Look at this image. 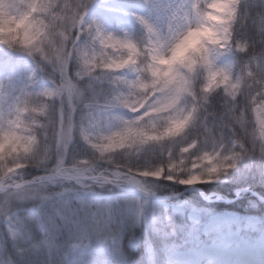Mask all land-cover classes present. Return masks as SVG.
<instances>
[{
  "label": "clouds",
  "instance_id": "clouds-1",
  "mask_svg": "<svg viewBox=\"0 0 264 264\" xmlns=\"http://www.w3.org/2000/svg\"><path fill=\"white\" fill-rule=\"evenodd\" d=\"M101 2L0 0V48L35 64L19 84L0 78V225L26 264L57 251L67 261L117 230L108 202L83 215L57 208L63 224L26 223L17 218L24 205L43 208L77 187L211 183L264 160V7L134 0L147 11L130 13L136 28L116 30L90 16ZM249 23L255 37L239 35ZM9 261L17 264L7 255L0 264Z\"/></svg>",
  "mask_w": 264,
  "mask_h": 264
},
{
  "label": "trees",
  "instance_id": "trees-1",
  "mask_svg": "<svg viewBox=\"0 0 264 264\" xmlns=\"http://www.w3.org/2000/svg\"><path fill=\"white\" fill-rule=\"evenodd\" d=\"M252 11H258L264 5L259 2L252 4ZM135 26L134 28H136ZM241 36L255 37V29L249 23L239 32ZM8 50L0 48V78L11 77L12 81L19 84L30 72L28 65V57L22 55L19 57L16 53L9 55ZM40 83L48 82L47 74L39 73ZM220 99L214 100L213 107L220 109ZM77 145L74 150H78ZM38 172L29 170V175L34 176ZM227 180L221 183H210L200 185L206 193H218L224 198L234 199V191L236 189L247 188L254 190L264 197V160L254 157L246 160L241 164L240 168L226 176ZM184 186L170 181L154 182L149 189L151 192L160 196H170L182 192ZM53 192H60V186H53ZM85 192L99 195H114L120 192L111 186H96L91 189H82L77 187L70 193L54 196L43 208H37L34 204L29 203L20 208L17 218L24 220L26 223H32L37 219H47L51 216L58 224H63L61 216L57 214L56 209L60 208L65 214L70 210H75V214L83 215L81 205L73 206V198L76 194ZM121 204L115 208L114 226L116 228L115 239V264H151L148 257L152 258V264H164L167 254L173 248L189 249L194 248L196 243L193 237L202 234L203 229L213 215L223 213H235L241 216L254 217L262 221L261 228H264V204L260 203L250 192H242L239 198L232 204L204 202L197 192H190L180 199L168 201L169 211L171 214L168 220L165 219L164 212L156 213L153 218L146 222L137 221L138 209L134 205V210L127 211L122 208L125 204L123 198H114ZM142 201L136 198L131 202ZM67 202V204H66ZM110 203V202H109ZM87 209V207H85ZM183 210V214L172 215L173 210ZM197 214L200 217L199 222L192 221L190 215ZM164 216V217H163ZM167 217V216H166ZM41 237L39 229L33 228L31 233L32 240H38ZM202 238L204 236L202 235ZM72 240L71 226L66 225L58 233V241L63 247ZM96 239H93V242ZM135 242L137 248L133 249L131 244ZM7 255L11 259H15L17 264H26L17 253L12 240L7 237L0 225V261L3 256ZM35 264H70L69 260H62L61 254L57 251L52 257L47 255H39L31 258ZM10 264V261H9Z\"/></svg>",
  "mask_w": 264,
  "mask_h": 264
},
{
  "label": "rangeland",
  "instance_id": "rangeland-1",
  "mask_svg": "<svg viewBox=\"0 0 264 264\" xmlns=\"http://www.w3.org/2000/svg\"><path fill=\"white\" fill-rule=\"evenodd\" d=\"M133 11L143 13L147 11V8L137 5L134 0H102L93 8L90 15L100 17L109 28L120 30L136 25L130 15ZM225 180L227 178L223 177L215 182L221 183ZM120 186L127 189L133 188L129 184ZM90 197L76 196L73 199V205H81V209L84 211L85 207L93 206L90 204L91 200H101L99 197ZM160 205L166 208L165 204L161 203ZM130 207L131 204L126 203L124 209H130ZM142 209H140L141 215H143ZM149 214L150 212L147 216ZM193 219H197V217H193ZM256 223L254 219L242 220L238 216L229 214L217 217L205 231V234L209 235L207 242L201 243L196 251L178 249L171 251L164 264H264V233L257 238H252L243 236L235 229V226L243 225L247 230L255 229ZM96 242L98 243L94 244ZM94 243L92 241L88 246L73 253L69 257L70 264H112L111 259L104 258L110 243L100 240H96Z\"/></svg>",
  "mask_w": 264,
  "mask_h": 264
}]
</instances>
